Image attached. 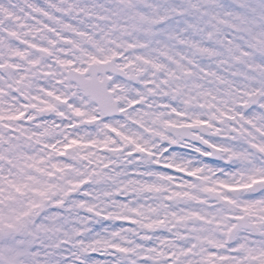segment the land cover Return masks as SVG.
<instances>
[{
    "label": "rangeland",
    "instance_id": "374dc122",
    "mask_svg": "<svg viewBox=\"0 0 264 264\" xmlns=\"http://www.w3.org/2000/svg\"><path fill=\"white\" fill-rule=\"evenodd\" d=\"M138 1L141 0H70L68 5L60 7L61 3H57L56 0H0V99H2L0 102V116L3 117L0 119V264H50V258L46 257L43 259L40 251H37L38 256L36 257L31 250L32 243L36 241L37 232L30 231L28 235L20 237L23 232L29 231V228L34 224V218L31 214L25 215V210L31 207V203L34 202V198L37 196L42 200L46 199L50 194H57L62 198L65 196L69 197L72 193L80 192L82 185H84L82 179L85 176L84 169H86V164L76 165L71 162H65L62 159L64 154L66 157L70 155L80 156V154L77 155L74 147L56 151L50 146L42 148H40L41 146L36 148L32 146L28 148L18 147L5 153L4 151L7 145V138L10 135L15 137L17 134H21L22 138H25V134L38 136L52 133L56 129L59 130L65 126H69V130L73 132L83 128L81 124L84 120L96 116L95 113H99L89 98L87 101L84 100L86 96L75 85L66 83L63 74L66 68L86 70L89 63L93 60L87 54H104L107 49L114 46L118 47V44L120 49H127L129 46H133L129 48L128 56L124 59V63L121 66L132 67L136 72L139 71L143 74L142 84L153 83L151 90L154 95L162 93V97L158 100L164 103L179 102L180 99H184L185 102L192 104L198 101L203 102L201 100H204V103L207 104L213 101L215 96L223 99L227 95L224 94L227 85L232 84L235 86V82L233 81L232 83L231 81V78L233 80V77H237L235 75V67L248 69L246 66L249 67L248 70L254 76V79L250 84L252 86L251 89L249 88L244 94V102H247L249 95L253 91L259 90L264 95V0H174V7L179 9L177 13H181L182 17L180 21L171 22V25H167L164 28L163 26L159 28L158 23L160 19L166 17L170 8L163 6L161 0H147L145 2L142 0V5L137 6H143V8L147 9L145 11L146 16L134 21L137 23L134 25V29L137 28L138 34L141 36L139 41L135 42L127 39L129 33L132 32L133 26L129 25L132 24L133 19L128 21L129 25L125 26L126 30L122 31L126 37L109 35L108 38L104 36L107 39L104 41L101 37L104 32L111 33L112 31L106 26L108 22L113 24V18L117 20L120 16H128L131 10L126 12L121 9H125L126 6L132 5L134 2L139 3ZM199 5L209 8L212 23H207L210 17L206 16L203 7L200 9L201 12L197 9ZM238 6L243 9L240 10ZM79 7H84L81 10L83 13L78 11L77 8ZM71 8L74 10L71 11ZM131 9L134 10L135 7L132 6ZM243 10L247 12L244 13ZM173 23L176 24L174 25ZM190 24H199V26L191 29ZM184 30H188V32H182ZM165 34L173 36L172 38L175 39L180 37L181 39H183L182 37L189 39L188 35L190 34L193 35V40H197L196 43L200 47L199 55L196 52L194 55L191 54L193 56L191 57L190 54L183 52L181 59L178 60V63L184 69V73L178 74L173 70L174 67L168 70L169 63H162V68L168 73L162 70L160 74H157L154 70V66L162 61L163 55L170 53L167 47L168 43L164 39ZM147 35L157 39L163 38L159 43L163 47L159 49L161 52L163 51L160 56L149 53L148 48V51L144 49L148 43V40L145 39ZM228 35L236 38L233 45H230V48H233L231 51L233 55L232 61L226 59L224 55L221 56L215 51H210L208 46H205L206 43L203 42L204 39L212 40L218 37L219 40H222V44H225L227 43ZM25 36H27L25 43L14 40L16 37L24 38ZM227 44L226 46H228ZM38 49L44 50L45 61L37 59L35 52ZM242 55L246 56L245 60ZM108 57L105 55L102 58L108 59ZM206 58L218 61L213 64V71H208L205 76L204 69L201 70V67H203V59ZM236 60L239 61L238 64H235ZM61 61H71V65L61 63ZM229 80L230 83L227 84L226 82H229ZM61 85H64L63 90L60 88ZM168 87H172V94L167 95L165 93ZM69 89H71V92H69ZM138 89H140V86H131L120 82L115 83V92L113 94L120 102V105H122L121 108L124 115L125 113L129 115L128 112H125L127 111L126 106L131 104L129 98L131 99L135 90ZM48 91L54 92L62 98H67L69 102L67 104L68 110L65 111L61 108L59 106L61 103L56 102L55 97H49L47 95ZM115 93H118V95ZM72 96L81 101L83 107L79 104H72ZM230 100L232 103H227L226 107L234 106L231 104H235L233 102L237 100L236 95L234 99L231 97ZM48 104H53L54 107L50 109L47 107ZM226 107L225 110L226 112L228 111L226 118H223L226 112L216 111L219 114V117H217L219 119L218 128L223 130L224 134L228 133L229 128L231 130L236 129L241 134L239 138L248 139L251 135L249 133L251 128L245 129L242 126V121L245 120L250 123V121H255L259 117L258 115H264V97L261 101V106L257 108L258 110L249 114H245L236 108L234 111H229ZM76 108H79L83 115H78L75 111ZM21 111L24 113L28 112L27 114L31 116H34L33 113H38L40 118L36 124L28 121L26 126L21 124L20 119H13ZM146 113L147 115H145ZM146 113L144 114L142 110V113L138 115V118L144 124H148L146 117H148L150 111L146 110ZM95 121L97 122L95 129L90 132H82L86 140L95 141V143H91L93 146L92 148L90 147L92 153L98 154L99 148L104 145L116 147L118 144L113 139L111 130L117 128L125 130L128 119L109 122V124L100 123L99 118ZM153 121L156 133H161L160 123L161 121L163 122V117L161 115L155 116ZM76 133L78 134V132ZM163 133L162 131L161 134L163 135ZM151 137L153 138V135ZM227 140H230V144L236 143L232 138ZM257 150H260L259 153L264 154L263 142L260 144V149ZM2 151L4 154H8L5 161ZM228 152L226 151L227 154H224V160L226 161L232 156ZM45 154L48 156H45ZM248 156L250 158V154ZM253 173L255 175H252L257 177L264 176V170L253 171ZM66 174L71 175V177ZM260 181H264V178L254 181L249 187L237 186L234 189L230 186L229 189H239L237 190L238 192H246L252 184ZM61 182L63 187L59 186ZM203 185V183H199V186L196 185L194 188L189 186V184H187L188 187H184L179 184L174 185L171 182L167 183L166 187H169L167 194L179 196L182 205L174 209L166 208L164 217L169 216L172 219H177L182 216L185 218L189 217V215L192 216L193 214L191 213L195 212L192 203L197 200L193 195H196L197 188H201ZM215 186L212 185V187ZM205 188L207 187L203 188L204 192H206ZM215 188L218 189L219 187L216 186ZM240 196L242 197V195L233 197L236 205L242 203V201L238 200ZM223 210H218V214L213 212V215H211L208 209L204 207L203 209L201 208L200 217L193 215V220L195 221H190V224H187L189 228H185L194 238V245L188 246V249L194 246L195 249H200L201 247V251L206 253V246L209 241L204 239V236L212 235L215 244L224 243L221 235L219 236L215 233V231H219L215 229V234L212 233V231L207 229L208 222H205L206 219H213L215 224L219 225L221 232H225L228 228V234L230 229L228 227L230 223L228 217L230 214L225 209ZM225 212L228 216L224 218ZM253 212L252 221L258 223L263 232L262 236L258 238L259 242L249 233L240 234L233 241L235 243L229 242L237 250L243 252L245 250V253L251 248L250 246H253L256 252H252V254H256L264 251V247L261 249L256 248L257 244L260 247L261 243L264 245V226L255 219L257 214ZM239 214V211H237V215ZM195 218L201 219L204 224ZM217 220L220 223H217ZM64 222L65 220L63 219L57 220V227L53 226L52 222L47 228L63 233L66 228V231L69 230V226L66 227ZM202 225H204L203 229H201ZM102 226L107 227L106 229H111L109 235V240L111 241L109 244L125 248L124 240L127 238L131 245L134 244L130 236L124 234V230L122 232L117 227V223H112L110 226L103 224L94 225L95 228ZM18 234L20 236L15 237ZM95 238H99L98 240L102 241L104 234L97 230ZM184 245L185 243L181 245L182 247L180 246L181 250L185 247ZM168 247L165 246V248ZM33 248L34 244L32 245ZM144 248V252L150 254L151 257L149 258L151 260L156 259V264H163L159 262L156 257L157 254H153V251L150 252L146 246ZM88 249L85 248L84 243H79L75 250L77 257L88 261ZM172 250L178 252L177 248ZM172 255L173 253L170 254L171 260H174ZM186 256H182L183 259Z\"/></svg>",
    "mask_w": 264,
    "mask_h": 264
},
{
    "label": "snow or ice",
    "instance_id": "6c2138e0",
    "mask_svg": "<svg viewBox=\"0 0 264 264\" xmlns=\"http://www.w3.org/2000/svg\"><path fill=\"white\" fill-rule=\"evenodd\" d=\"M61 63L71 65V61H61ZM73 72H74L75 86L78 89H80L85 95L90 96V97H95L96 102H98L101 105H103L107 102L110 92L111 93L115 92V84H111V81L113 80L112 78H109L107 81L96 80V79L90 78L92 76V73H89L86 70L81 69V68H75V69H73ZM17 91H19V90H17ZM47 95L49 97H55V100L58 103H63L65 105H67L69 103L67 98H62L60 96H57L54 92L48 91ZM133 103H135V101ZM47 107L51 109L54 107V105L48 104ZM75 111L77 112L78 115H83V113L81 112V110L79 108H76ZM248 111H251V109H248ZM24 116H25V113L23 111H21L18 113V116L13 117V119H20V118H23ZM2 118L3 117L0 116V119H2ZM98 118L99 117H97V116H93L90 118V120L95 121ZM28 119L31 120V119H33V117L31 115H29ZM195 123L196 124H207V121L197 120V121H195ZM109 127H110V125H109ZM78 143H80L78 140L72 139V140L66 142L63 145V148L64 149H70ZM91 143H95V141H92ZM50 147H52L54 150L61 151V150L56 149L55 144L50 145ZM135 147L141 148V146L138 144L135 145ZM205 147L209 150H213V149L217 148L216 145H213L211 143H206ZM257 147H259V146H257ZM166 150L168 151V153H171L173 151V148L166 149ZM141 151H144V149L141 148ZM207 159L212 160L213 157H211L209 155L207 157ZM229 166H231V165H229ZM57 167H59V166H57ZM164 169L171 172L173 170V166L167 165V166H165ZM197 171H200V169H197ZM190 175L195 177L196 173L191 172ZM83 183H84V185H87V183H89V182L85 181ZM260 183L264 184V181H260ZM216 184L223 185V182L222 181H216ZM205 191L217 192V189L215 187H211V188L205 189ZM217 194L220 196V199L223 200L226 204L236 203V201H235V199H233V197H236L238 195L246 196L248 198V200L250 201V203L247 205H245L243 203L237 205V209L240 213L239 215H230L228 217V220L230 221L228 227L230 228V230L239 231L240 228L248 225L249 222L253 219L252 212L256 209V206L257 205H264V192H256L253 188H249V190L247 192H238L237 190H231V189H229L228 186L224 185L223 190L219 191ZM256 197H260V199L257 200ZM192 214L195 216L199 215L198 213H195V212ZM201 219H203V217H201ZM255 219L257 221L261 222L262 226H264V216L257 215V216H255ZM238 225L240 227H238ZM152 226H153L152 224L147 225V227H149V228H151ZM232 243H235V242H232ZM208 251H209V256L211 258V257H217L218 253H223L224 251H226V249L222 246L216 245L214 247L210 246ZM218 258L219 259H226L223 256H219ZM165 264H167V261H165Z\"/></svg>",
    "mask_w": 264,
    "mask_h": 264
},
{
    "label": "clouds",
    "instance_id": "9594fccd",
    "mask_svg": "<svg viewBox=\"0 0 264 264\" xmlns=\"http://www.w3.org/2000/svg\"><path fill=\"white\" fill-rule=\"evenodd\" d=\"M119 79V77H116L111 81V84H115L116 80ZM69 83H75V81H69ZM61 90H63L64 85L60 86ZM69 92H71V89H69ZM118 95V93H115ZM84 100L87 101L88 98L84 97ZM55 102V101H54ZM71 103L72 104H79L81 107H83V104L81 101H79L75 96L71 97ZM61 108H63L65 111L68 110V105H65L61 103L59 105ZM91 107V105H89ZM122 107V105H121ZM97 117H99L100 123L109 124V122L117 121V120H123L125 119V116L123 113H118L116 115H109V116H101L100 113H95ZM47 118V117H46ZM134 126V125H133ZM91 127H96L95 124L91 125ZM113 139L119 143V136L113 132L111 133ZM167 145V142L165 141V146ZM180 150L177 146H173V151ZM125 151H131L132 155L129 157L130 160H135L138 156L144 155L142 152L135 151V144H129ZM171 154V153H169ZM132 167H136L137 165L133 164ZM150 167H158L157 165H150ZM161 171H167L164 168H160ZM55 179V177H53ZM90 185H82V188H88ZM67 195V193H65ZM72 196L78 197L80 199H86L85 197H82L79 195V193H72ZM62 197L57 194H50L46 199H41L39 196L34 198V202L31 203V207L27 208L25 210V215L31 214L34 218V224L33 228L35 229L38 227L41 223L45 222L46 216H48L52 211L59 210L58 208L54 207ZM71 199V197L69 198ZM43 205V206H42ZM89 239L91 237H88Z\"/></svg>",
    "mask_w": 264,
    "mask_h": 264
},
{
    "label": "water",
    "instance_id": "95a60500",
    "mask_svg": "<svg viewBox=\"0 0 264 264\" xmlns=\"http://www.w3.org/2000/svg\"><path fill=\"white\" fill-rule=\"evenodd\" d=\"M113 63H114V61H112L110 63H107V64H102V65H100L98 67L97 66H93L92 69H91V71H90L92 73L93 77H94L93 79H96V77H97V75L99 73L105 74V73H107V71L112 70L111 65H113ZM114 71H116L117 74H119V75H121L123 77L126 75V73L124 71H121V70H114ZM67 75H68V80L69 81L74 80V72L73 71L67 72ZM134 79H135V77H134ZM257 96L256 95L252 96L253 104L254 105L258 104L257 98L259 96L258 97ZM92 98L96 102L95 97H92ZM98 105H99L100 109L102 110V113H105L107 116H109V115H116V114L119 113L118 104H117V102H114V100L112 98V95L110 93H109V98H108L107 102L105 104H103V105H101V104L98 103ZM190 129H192V128L183 127V128L176 129V131L178 130L177 131V134L183 135L184 137H188V135H189L188 130H190ZM214 153H215V151H214ZM212 157H218V154H215ZM238 227H240V226L238 225ZM241 229L242 230L243 229L256 230V227L252 223L249 222L248 225L240 228V230ZM236 232H238V231L233 230L232 233L233 234H236Z\"/></svg>",
    "mask_w": 264,
    "mask_h": 264
},
{
    "label": "trees",
    "instance_id": "16d2710c",
    "mask_svg": "<svg viewBox=\"0 0 264 264\" xmlns=\"http://www.w3.org/2000/svg\"><path fill=\"white\" fill-rule=\"evenodd\" d=\"M89 193H92V192H89ZM111 193L112 192H110V191L101 192V194L104 197L108 196V194L110 195ZM93 195L96 196L94 193H93ZM56 214L58 216H60V217L61 216L71 215L73 217V220L74 221H78V220H75V219H81L85 215V209H83V208L75 209V208H71V206H69V209L68 210H64V211L58 210V212ZM104 215L108 216L107 213H105ZM58 238H61V237H58ZM65 239H68V238L66 237ZM59 241L60 240H58L56 242L60 243ZM55 247H56V245H55ZM51 252L52 251H49L48 253H51ZM102 254H106L107 256H110V259H109L110 260V264H114L116 262V259H114L116 257L109 250H105L104 253H102ZM55 255L57 257H59L60 256L59 251H56ZM98 260H99L98 257L97 258L96 257H93V264H99L100 261H98ZM65 262H66V264H75L73 258H70L69 260H67ZM91 262H92V260H91Z\"/></svg>",
    "mask_w": 264,
    "mask_h": 264
}]
</instances>
